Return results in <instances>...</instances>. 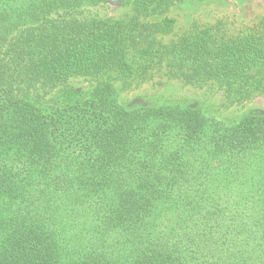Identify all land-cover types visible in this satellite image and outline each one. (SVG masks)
<instances>
[{"label": "trees", "instance_id": "16d2710c", "mask_svg": "<svg viewBox=\"0 0 264 264\" xmlns=\"http://www.w3.org/2000/svg\"><path fill=\"white\" fill-rule=\"evenodd\" d=\"M106 1L0 0V264H264V115L228 126L200 107L125 106L115 85L162 71L249 102L264 93V16L165 43L187 0L75 15Z\"/></svg>", "mask_w": 264, "mask_h": 264}, {"label": "rangeland", "instance_id": "374dc122", "mask_svg": "<svg viewBox=\"0 0 264 264\" xmlns=\"http://www.w3.org/2000/svg\"><path fill=\"white\" fill-rule=\"evenodd\" d=\"M75 13L77 17L83 19H123L132 16L129 0H107ZM165 16L174 21L171 33L162 37L165 43L176 40L194 25L213 26L217 22L221 23L224 30L232 35L253 26L264 16V0H187L175 3ZM149 20L156 21L157 19L152 17ZM162 75V71L161 73L153 72L146 82H134L129 88L123 90H119L120 83L117 82L115 85L119 103L130 106L165 102L193 108L200 107L209 117L228 126L247 113L264 115V93L249 102L229 105L221 91L213 87L183 86L171 80L166 82ZM67 84L77 90L87 91L91 89L92 82L90 79L78 77L69 79ZM47 90L46 94L42 90H37V93L36 90L33 91L37 97H41L40 103L54 98L59 87Z\"/></svg>", "mask_w": 264, "mask_h": 264}]
</instances>
